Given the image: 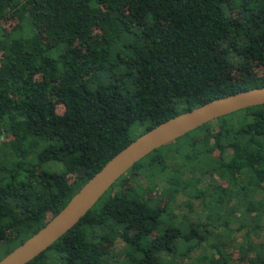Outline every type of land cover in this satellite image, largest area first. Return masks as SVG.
<instances>
[{"label":"trees","instance_id":"trees-1","mask_svg":"<svg viewBox=\"0 0 264 264\" xmlns=\"http://www.w3.org/2000/svg\"><path fill=\"white\" fill-rule=\"evenodd\" d=\"M262 86L264 0H0V259L141 134ZM126 172L26 264H264V104Z\"/></svg>","mask_w":264,"mask_h":264},{"label":"water","instance_id":"water-1","mask_svg":"<svg viewBox=\"0 0 264 264\" xmlns=\"http://www.w3.org/2000/svg\"><path fill=\"white\" fill-rule=\"evenodd\" d=\"M263 104L264 86L212 99L159 123L109 159L43 227L1 258L0 264H26L38 256L77 224L122 174L156 148L211 120Z\"/></svg>","mask_w":264,"mask_h":264},{"label":"rangeland","instance_id":"rangeland-1","mask_svg":"<svg viewBox=\"0 0 264 264\" xmlns=\"http://www.w3.org/2000/svg\"><path fill=\"white\" fill-rule=\"evenodd\" d=\"M41 168L47 171L60 172L63 170V165L58 161H49L41 164ZM128 172H125L126 175ZM160 202V200H159Z\"/></svg>","mask_w":264,"mask_h":264}]
</instances>
